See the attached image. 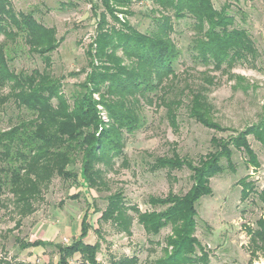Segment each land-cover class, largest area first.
Segmentation results:
<instances>
[{
  "label": "trees",
  "instance_id": "trees-1",
  "mask_svg": "<svg viewBox=\"0 0 264 264\" xmlns=\"http://www.w3.org/2000/svg\"><path fill=\"white\" fill-rule=\"evenodd\" d=\"M133 1L95 0L91 6L97 20L95 34L86 50L88 69L77 88L65 93L64 76L50 72L48 53L54 50L59 39L53 27L41 24L30 12L16 11L11 0H0V109L8 101L23 107L29 116L0 129V198L7 190L11 194L13 211L21 218L35 211L34 202L42 200L44 189L52 178L72 179L87 189H108L105 177L123 157L125 134L143 125L142 108L156 105L165 109L168 123L177 128V113L182 105L179 95L167 90L178 79L176 64L181 49L171 37L174 20L190 18L194 29L191 52L194 60L215 70L229 72L240 60L250 61L256 56L254 43L248 32L235 25L230 4L216 9L212 0H148L155 7L153 25L148 31H139L129 21L118 19L112 6L128 8ZM102 7L101 11L97 10ZM124 14H131V11ZM106 13L116 24H107ZM22 38L29 52L42 57L43 69L14 70L10 62L8 41ZM205 84L189 87L186 103L188 116L202 126L217 132L234 131L226 137L213 134L209 150L196 160L180 156L175 146L170 155L156 156L150 168L165 169L169 180L173 170L186 167L191 185L183 194L169 190L163 197L149 195L147 202L155 208L140 210L125 202L123 191L118 189L105 196V207L100 210L99 221L110 222L115 229L131 234L134 217L149 236H156L169 227L161 242V254L142 264H208L209 250L195 235L197 202L212 193L210 179L225 167L235 171L232 155L243 150L247 163L256 168L257 156L252 150L248 135L264 143V118L257 124L235 131L222 126L213 116V106L206 92L212 78L202 73ZM6 89V93L3 90ZM80 162L77 170L73 166ZM225 161L226 166L222 161ZM247 176L238 180L242 197L248 195L251 181ZM264 206V189L258 194ZM83 214L79 234L70 243L23 241L15 237L20 250L40 245L52 246L58 254L55 264H70L77 254L78 264H98L99 241H84L91 228L89 216L98 211L93 201ZM160 207V208H156ZM250 242L248 264H254L257 251L264 252V217L255 221V227H246ZM99 233V229H95ZM138 257L123 255L111 257L109 264H138ZM0 264H10L0 258ZM16 264H26L18 261ZM42 264H53L51 262Z\"/></svg>",
  "mask_w": 264,
  "mask_h": 264
},
{
  "label": "rangeland",
  "instance_id": "rangeland-1",
  "mask_svg": "<svg viewBox=\"0 0 264 264\" xmlns=\"http://www.w3.org/2000/svg\"><path fill=\"white\" fill-rule=\"evenodd\" d=\"M95 0H11L16 11L30 12L44 26L53 27L58 46L48 53L51 59L50 72L54 76H64L63 91L69 93L85 76L88 69L86 50L95 34L97 17L93 14L92 2ZM216 9L224 3L230 4V14L234 15L235 25L244 28L251 37L256 56L250 61L236 62L229 72L215 70L212 65L204 66L194 60L191 52V38L194 33L192 20H174L171 37L181 49L176 64L178 79L173 83L169 95H179L182 105L177 113V128L167 121L165 109L156 105L142 108L143 125L136 131L125 134L123 157L115 159L113 168L106 172L108 189H87L72 179L64 180L54 176L42 194V200L34 202L35 211L23 218L14 227L18 215L13 211L11 194L5 190L0 198V258L10 264L22 261L21 250L15 237L23 241L42 239L65 243L64 239H76L79 234L80 220L93 201L96 212L89 216L91 228L84 241H99L98 264H109L110 258L123 255L138 257V264L161 254V244L169 233L163 228L156 236L147 235L134 217L131 234L126 235L115 229L110 222L97 221L100 210L105 207V196L118 189L123 191L128 205H136L140 210H151L147 202L149 195L163 197L169 190L183 194L191 185L190 171L183 167L173 170V180H169L165 169L152 170L150 164L156 156L170 155L173 146L180 156L196 160L210 148L213 134L226 137L234 131L217 132L202 126L188 116L186 103L190 88L206 85L202 73L213 80L206 92L213 106V116L222 126L235 131L264 118V0H212ZM155 6L148 0L133 1L128 8L113 5V14L120 20H127L139 31H148L153 25L150 12ZM100 7L97 12L101 11ZM122 11L131 14H124ZM107 24H116L106 13ZM0 41L2 37L0 36ZM9 53L13 56L11 67L16 70L30 71L43 69L42 57L29 52L22 38L8 41ZM6 93V89L3 90ZM29 116L23 107L8 101L0 109V129L12 122ZM247 140L257 156L259 165L254 168L247 163L243 150H234L232 159L235 171L225 167L210 179L212 193L202 197L196 204L195 235L201 245L209 250L208 264H248L250 242L246 227H255V221L264 217V206L258 193L264 189V143L256 136L248 135ZM226 166L225 161H222ZM80 162L74 163L77 170ZM247 176L251 181L248 195L242 197L238 180ZM160 208V207H156ZM99 229V233L95 229ZM156 241L161 242L157 245ZM26 256V255H25ZM254 264H264V252L257 251ZM55 248L47 246L33 262L42 264L57 261ZM26 261V260H25ZM75 254L69 261L78 264Z\"/></svg>",
  "mask_w": 264,
  "mask_h": 264
},
{
  "label": "crops",
  "instance_id": "crops-1",
  "mask_svg": "<svg viewBox=\"0 0 264 264\" xmlns=\"http://www.w3.org/2000/svg\"><path fill=\"white\" fill-rule=\"evenodd\" d=\"M42 240V239H41ZM65 244H67L69 241L68 239H64ZM44 251V247L37 245V246H31L24 250H21V256L25 259H23V262H33L34 259H36L38 256L40 257L41 253ZM26 255V256H25ZM26 260V261H25Z\"/></svg>",
  "mask_w": 264,
  "mask_h": 264
}]
</instances>
